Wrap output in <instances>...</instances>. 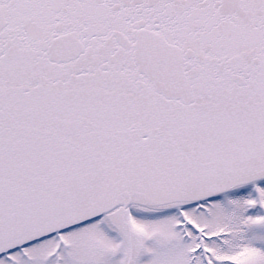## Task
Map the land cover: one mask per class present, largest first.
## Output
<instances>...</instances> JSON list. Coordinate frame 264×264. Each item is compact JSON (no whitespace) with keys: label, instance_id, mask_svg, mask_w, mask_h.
<instances>
[{"label":"snow or ice","instance_id":"obj_1","mask_svg":"<svg viewBox=\"0 0 264 264\" xmlns=\"http://www.w3.org/2000/svg\"><path fill=\"white\" fill-rule=\"evenodd\" d=\"M0 264H264V0H0Z\"/></svg>","mask_w":264,"mask_h":264}]
</instances>
